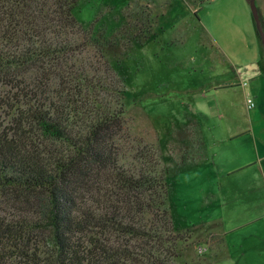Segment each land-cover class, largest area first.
<instances>
[{
  "label": "trees",
  "instance_id": "16d2710c",
  "mask_svg": "<svg viewBox=\"0 0 264 264\" xmlns=\"http://www.w3.org/2000/svg\"><path fill=\"white\" fill-rule=\"evenodd\" d=\"M80 2L0 0V197L31 208L0 215V264H188L168 168L128 128L129 35L83 27Z\"/></svg>",
  "mask_w": 264,
  "mask_h": 264
},
{
  "label": "rangeland",
  "instance_id": "374dc122",
  "mask_svg": "<svg viewBox=\"0 0 264 264\" xmlns=\"http://www.w3.org/2000/svg\"><path fill=\"white\" fill-rule=\"evenodd\" d=\"M254 1L264 21V0ZM74 17L107 38L128 33V49L113 58V66L127 89L130 135L143 146L159 149L161 166L169 171L168 203L177 227L199 224L201 190L192 182L183 185L194 177L182 179L180 164L182 158H199L204 150L194 124L208 103L199 92L215 93L225 84L223 89L239 98V77L248 83L253 76L264 79V40L250 0H81ZM26 210L31 208L13 191L0 197L1 216ZM193 229L183 261L227 264L222 259L209 263L199 253L208 241L193 240Z\"/></svg>",
  "mask_w": 264,
  "mask_h": 264
},
{
  "label": "crops",
  "instance_id": "0c3cea01",
  "mask_svg": "<svg viewBox=\"0 0 264 264\" xmlns=\"http://www.w3.org/2000/svg\"><path fill=\"white\" fill-rule=\"evenodd\" d=\"M258 77L250 83L239 77V98L225 84L199 92L208 103L194 124L204 150L185 161L181 178L193 176L183 185L201 190V221L186 229L194 228L193 240L208 241L202 255L209 263L264 264V79Z\"/></svg>",
  "mask_w": 264,
  "mask_h": 264
},
{
  "label": "water",
  "instance_id": "95a60500",
  "mask_svg": "<svg viewBox=\"0 0 264 264\" xmlns=\"http://www.w3.org/2000/svg\"><path fill=\"white\" fill-rule=\"evenodd\" d=\"M250 4H251L252 12L257 22L259 33L261 34L264 40V21L262 19V13L259 11L254 0H250Z\"/></svg>",
  "mask_w": 264,
  "mask_h": 264
},
{
  "label": "built area",
  "instance_id": "2783aa9c",
  "mask_svg": "<svg viewBox=\"0 0 264 264\" xmlns=\"http://www.w3.org/2000/svg\"><path fill=\"white\" fill-rule=\"evenodd\" d=\"M248 104H249V106L250 107H253L254 106V102L252 101V99H248ZM199 252L201 253V254H203L204 252H205V249H204V247H199Z\"/></svg>",
  "mask_w": 264,
  "mask_h": 264
}]
</instances>
